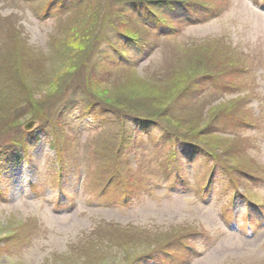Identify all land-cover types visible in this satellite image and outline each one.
I'll list each match as a JSON object with an SVG mask.
<instances>
[{
    "label": "rangeland",
    "instance_id": "obj_1",
    "mask_svg": "<svg viewBox=\"0 0 264 264\" xmlns=\"http://www.w3.org/2000/svg\"><path fill=\"white\" fill-rule=\"evenodd\" d=\"M29 1L35 3V0H0V76L11 74L12 82L21 83L19 95L28 89L39 92L30 105L25 96L12 101L14 107L22 104L18 110L19 115L24 114L22 119L17 118L16 112L8 115L10 120L0 119V264H137L143 254L158 244H172L201 232L216 236L217 230L223 241L217 243L213 238L212 251L202 250L194 260L189 257L188 264H264V229L257 228L253 241L244 242L229 235L217 212L221 206L228 207L236 217L244 206L236 197L232 202L234 193L226 184L220 186L231 179L241 193L264 210V185L252 187L249 183L250 176L264 177V0H193L195 12L185 18L181 10L174 11L172 18L163 11L160 14L171 18L175 26V33L165 37L156 32L149 20L153 34H141L132 16L129 17L132 22L120 20L118 30L136 41L148 42L144 47L151 48L146 51L148 55L142 54V59L135 63L134 70L106 65L107 76L93 73V67H99L100 56H111L108 44L94 39L99 29L98 24L91 26L96 6L80 12L75 19L69 20L62 14L42 21L35 17ZM205 10L213 12V18ZM109 22L106 18V23ZM70 45L74 46L73 53L57 54L59 48L61 51L62 46ZM86 48L89 51L82 59L81 53ZM25 51L32 52L38 63L50 65L53 74L42 85L64 88V94L72 96L77 90L85 92L96 102L116 110L119 109L115 105L133 110L146 105L151 111L160 106L162 95L181 89L180 105L171 120L190 123L193 131L199 126V118L203 120L201 123L208 120V128L199 129L197 134L217 149L213 151L218 152L221 161L228 163L224 167L219 165L215 172L223 181L215 179L218 192L215 190L208 201L193 206L191 184L206 176V171L200 170L202 155L185 154L183 160L180 151L176 154L177 163L182 169L185 167V183L181 191L170 189L157 174L165 173L174 143L163 140L155 131L148 138L141 129H136L132 138L127 134L128 124L115 113H109V117L102 114L100 124L89 129V120L81 116L83 105L77 106L84 100L81 94L75 95L73 106L66 107L65 117H61L58 107L62 98L42 99L47 92L46 87L39 88L42 85L31 84L24 89L21 72L39 66L22 58ZM121 52L127 58L133 51L120 48ZM77 54L80 56L75 58ZM89 54L94 60L92 64ZM150 62L151 70L145 71ZM102 68L103 61L98 70ZM184 88L189 90L183 95ZM98 111L93 112V122L98 121ZM13 123L20 129H14L12 134L10 130L3 133L2 127ZM120 123L124 124L122 129ZM23 132H28L33 140L36 137L37 143L23 149L22 155L11 139ZM154 145H160L161 151H156ZM56 150L62 162L68 164L63 174L65 181H69L66 192L71 207L63 210L57 209V191L50 183ZM16 154L25 161L24 167L1 172L6 161ZM76 164L85 168L86 177ZM112 174L115 178H109ZM35 181L40 186L32 192L29 188ZM107 181L113 191L101 199L97 195ZM123 192H132L127 195L126 204L121 200ZM254 220L255 228L259 227L262 220ZM236 225L246 228L241 219ZM200 241L197 238L191 247L200 250ZM179 251L177 247L171 250L177 258L184 255ZM147 261L140 264H151Z\"/></svg>",
    "mask_w": 264,
    "mask_h": 264
},
{
    "label": "trees",
    "instance_id": "obj_2",
    "mask_svg": "<svg viewBox=\"0 0 264 264\" xmlns=\"http://www.w3.org/2000/svg\"><path fill=\"white\" fill-rule=\"evenodd\" d=\"M29 2H30V5L36 10L35 17L41 20H47L50 17L58 16V13L60 14V17H61L63 12H64V15H66L65 12H67V19L69 18H70L69 20H71L72 18L75 19V16L80 14V12L93 10L94 6H96L97 7V9L95 8L96 13L93 16V18H91L92 21H94V23L91 24V26H93L94 24H98L99 29L94 39H97V41L102 44L103 43L108 44L106 47L108 51H110V49L111 50L115 49L116 50L115 55L118 54L117 52L120 51L121 47H124V49L128 48L130 52L132 50L133 52L131 53L130 56H128V59L131 60V66L128 64L124 68L127 70H134L133 66H135V63H137L138 59L142 57V54H144V50H146L144 49L145 48L144 44H147V42H144L141 40L136 41L129 35L126 36L125 34H123L120 29L118 30L116 25L120 22V20H130L129 18L130 16H132V18L136 20L141 19V17H146V18L151 19L156 25L158 26L162 25L163 28L167 30L166 33H170L174 31V28L171 27L170 24L168 23V19L166 15H161L160 13H162L163 10H173V9L188 10L189 8H191L192 4L196 3L193 0H190V1H186V0H35V3H31V1ZM109 2H111L112 5L109 4ZM114 6H116L115 10H114ZM104 9L106 11H105V14L102 15ZM80 18L81 17H79L78 23L79 22L81 23L82 21V19ZM106 18L109 19L110 21L109 24L106 23ZM84 19L86 21L88 20L86 18ZM104 19H105V22H104ZM138 24L141 26V27L139 26L138 27L144 31L143 32L141 29H139L141 31V34L148 33L149 30L145 28V27H148V25H146L147 23L145 21L139 22ZM104 25L106 28L102 27ZM104 28H105V31L104 33H102L101 30ZM157 40H159V38H157ZM69 43L70 42L68 40L67 45ZM116 46H121V47L116 48ZM86 49L82 51L81 56L86 54L89 51L88 48ZM61 51L59 48L57 54L61 56H66L69 52L73 53L74 46H71V45L62 46ZM99 51H101V49ZM102 53H106V51L103 50ZM23 54L24 56H22V58H24L26 62L28 63L31 62L33 64L38 63V60L35 59L37 57L32 52L25 51L23 52ZM79 56L80 55L77 54L75 58H78ZM88 56L90 57V60H91L90 64H92L94 62V60L92 59V54L87 55V57ZM84 57L85 55L82 57V59H84ZM100 58L102 59H98L99 62H97L99 67L95 65V67H93V73L100 72L101 76H107L108 71H105L107 67L106 65H109V64L116 65L118 62H116V59L114 58H117V57L109 56L106 54V55L100 56ZM131 58L134 59V61ZM82 59L80 60L83 61ZM102 61L104 63V68H102L101 71H99L100 63H102ZM151 63L144 68L145 71L151 70L150 69L152 67ZM38 64L39 66H33L30 68V70H27V71L25 70L21 72L20 75L23 78L24 89H28V87L31 84L42 85V83L47 82L50 75L53 74L50 71L51 69L49 68L50 65L46 66L45 63L43 62H41V64L40 63ZM82 64H84V62ZM91 68H92V65L90 66V69ZM119 69L122 70L123 68H119ZM11 77H12L11 74L5 77L0 76V119L3 121L10 120V118H8V115L11 114V112H16V114L18 115L17 116L18 119H22L24 115V114L22 115L18 114V110L22 107V104L20 107H17V106L14 107L15 104L12 102L13 100L25 96L24 99L26 100L28 105H30L32 98L37 96L36 93H38L39 95L38 91H33L29 89L26 90V92H20L21 95H19V90L21 89L22 85L21 83L18 85L17 83L12 82L10 80ZM7 82L10 84L9 85L6 84ZM187 86L189 87V85ZM39 88L47 89V92L46 94L42 96V99L49 98V100L51 99L54 100V99L62 98L59 103L60 106L58 107L59 109L58 114L61 117H64L62 116L63 114L62 109L70 105L73 106L72 100L75 99V95L81 94L84 96V100H81V102L77 104L83 105V108L81 111L82 115H85V116L92 115V117H95V115H93V112H97L98 108H100V110L98 111L100 115H98L97 117H99L100 120H102V114H106L109 117L110 116L109 113H115L118 118L124 119V123H127L128 125L144 124V125L157 128L159 133L164 136V139L167 142L181 143V145L184 146V144H182L183 142V143H186L187 146H189L188 144H190L191 146L193 145L194 149H198L199 151L201 150L205 151L207 155L209 154V156H211V160L213 161L212 163H214V165H221L222 167H224L225 166V165L223 166L224 163L228 164L223 159L221 161L219 159L220 157H217L218 152H215L217 151V149L215 150V148H212L213 146L210 147V145H207L204 141H202V138H200L199 135L197 134L198 133L197 131L199 129H202L203 127H206V129L208 128L207 127L208 120L207 122L201 123V121L203 120L199 118V122L197 121V125L199 126L196 128L195 131H193L191 129V126H189L190 123H185L184 125V124H179L178 122H176L175 119L171 120V118L175 117L174 112L180 105L178 104L179 103L178 100L180 99L179 95H182L180 94V92L182 91L181 89L177 91L175 94L170 93L169 95L167 94L162 95L163 98L162 100H160V106L158 105L154 110H151L152 111L151 112L146 107V105L138 107L136 108V110H133L131 108L129 109L128 107H125V106L122 107L120 105L119 106L115 105V107L119 109V110H116L115 108H111L110 106H108L107 104L101 101L96 102L94 98H90L87 95V93L84 92L83 94V92H80L78 90L75 93H73L75 95L72 96V94L70 95L64 94V90H63L64 88H55V87L49 86L48 84H43L42 86H39ZM188 90L184 88L183 95ZM10 96H15V97L11 98ZM215 118L216 116H214L212 119L214 120ZM100 120L98 119V121ZM163 120H165V122ZM14 123L10 127H8L9 125L3 126L2 130H5L3 133H8V131L6 130H10L11 131L10 134H12V131L14 129H20ZM122 125L124 124L120 123L118 125L120 126L119 127L120 129H122ZM32 137H30L29 135H25L24 133L23 134L20 133L16 137H12L11 143L20 149H22L21 146H24L27 149L28 144L34 142V140L31 139ZM52 143L53 141L50 142V145ZM54 149H55V146H54ZM213 149L215 151H213ZM203 151H201V153ZM15 156L13 157L12 160H16ZM59 156H60V153L57 150V160L59 162L61 161V166L64 169V166L66 165L62 162V159H60L61 157ZM224 172L225 174L227 173L225 170ZM158 246H157L158 248L154 246L153 249H150V251L147 252V254L146 253L145 255L143 254L139 259L140 260L141 258L144 259L146 256L151 255L153 252L157 251L160 247H163V245L161 244H158ZM139 254H142V252H139Z\"/></svg>",
    "mask_w": 264,
    "mask_h": 264
}]
</instances>
